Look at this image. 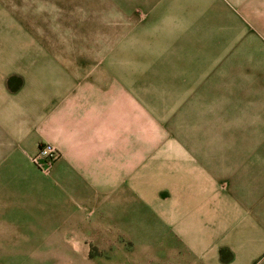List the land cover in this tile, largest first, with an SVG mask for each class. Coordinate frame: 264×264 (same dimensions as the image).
Here are the masks:
<instances>
[{
	"label": "rangeland",
	"instance_id": "374dc122",
	"mask_svg": "<svg viewBox=\"0 0 264 264\" xmlns=\"http://www.w3.org/2000/svg\"><path fill=\"white\" fill-rule=\"evenodd\" d=\"M204 1L195 9V0H0V120L2 109L28 120L31 88L44 95L51 77L126 81L163 122L167 140L185 149H253L264 135V116L253 112L256 99L264 98V0H207L214 26L206 28L195 26L207 16ZM196 37L203 40H191ZM46 146L52 145L37 153ZM56 150L58 159L44 172L34 163L37 153L0 149V212L8 210L12 219L0 229V264H234L231 250H220L213 263L185 247L172 228L165 231L150 209L145 217V196L158 204L157 173L172 166L173 149L157 164L141 166L144 185L133 196L119 195L115 216L91 218L93 233L36 229L29 193H5L8 178L22 183L10 174H26L9 165L30 163L50 176L61 159ZM254 264H264V253Z\"/></svg>",
	"mask_w": 264,
	"mask_h": 264
},
{
	"label": "crops",
	"instance_id": "0c3cea01",
	"mask_svg": "<svg viewBox=\"0 0 264 264\" xmlns=\"http://www.w3.org/2000/svg\"><path fill=\"white\" fill-rule=\"evenodd\" d=\"M195 2V9L204 8ZM204 3L207 16L195 26L213 27L214 14L207 0ZM224 23L218 21L217 25ZM194 34L205 37L204 31L195 30ZM49 79L52 81L47 82L44 95L36 86L31 88L33 103L28 120L18 121L16 114L7 117L3 109L0 120V149H25L33 156L40 145L49 144L61 152L50 176L30 163L9 165L29 174L30 179L22 172L10 174L13 178L21 176L22 183L17 187L18 181L8 178L4 189L7 194L13 190L14 194L29 193L36 229L93 233L97 223L91 218L115 216L119 195L130 192L133 196L134 187L144 185L141 166L157 164L164 160L166 149H173L168 152L174 155L172 166L164 164L157 173L158 204H150L145 196V217L150 209L165 231L172 228L185 247L196 249V256L213 263L222 249L231 250L234 264H254L262 256L264 135L253 149H229L228 145L226 149H185L183 142L167 140L163 122L151 113L144 99L134 96L126 81L76 82L71 76ZM254 107V114L264 116V98H257ZM0 198L4 196L0 194ZM8 214L6 209L0 212L3 231L12 221Z\"/></svg>",
	"mask_w": 264,
	"mask_h": 264
},
{
	"label": "built area",
	"instance_id": "2783aa9c",
	"mask_svg": "<svg viewBox=\"0 0 264 264\" xmlns=\"http://www.w3.org/2000/svg\"><path fill=\"white\" fill-rule=\"evenodd\" d=\"M58 157L59 153L57 152L56 148L52 146H46L39 150L33 160L34 163L42 169V171L49 172Z\"/></svg>",
	"mask_w": 264,
	"mask_h": 264
}]
</instances>
